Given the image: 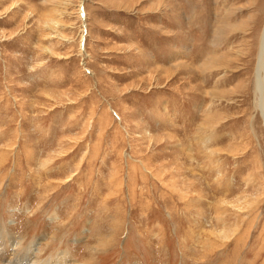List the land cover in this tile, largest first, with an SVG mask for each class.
I'll return each mask as SVG.
<instances>
[{
    "label": "rangeland",
    "instance_id": "rangeland-1",
    "mask_svg": "<svg viewBox=\"0 0 264 264\" xmlns=\"http://www.w3.org/2000/svg\"><path fill=\"white\" fill-rule=\"evenodd\" d=\"M263 27L264 0H0V248L264 264Z\"/></svg>",
    "mask_w": 264,
    "mask_h": 264
},
{
    "label": "bare ground",
    "instance_id": "bare-ground-1",
    "mask_svg": "<svg viewBox=\"0 0 264 264\" xmlns=\"http://www.w3.org/2000/svg\"><path fill=\"white\" fill-rule=\"evenodd\" d=\"M263 57H264V27L262 29V33L260 37L259 50H258L257 61H256V66H255V80H256L255 91H256L257 100H258L257 107H259L262 117L264 119V62H263ZM228 234L224 233L223 236H228ZM13 238L14 240L12 242L16 246V249L15 251L11 252L10 256H8V252H9L8 246L4 245V247L0 248V259L3 260V262H1L0 264H36V263H39L40 259L38 260L35 254L33 256L30 255L29 259H27L26 257V251L28 248H30V254L34 251L35 248H32L33 247L32 245L31 247L29 246L26 249L20 248L22 238L18 237L16 239V237L14 236ZM16 251H19L21 253L16 252ZM72 261L73 259H71L69 252L67 250H64V251H60L59 253H57L55 257L50 260L49 264H70ZM40 262L41 264H43L42 261ZM241 264H244V263H241Z\"/></svg>",
    "mask_w": 264,
    "mask_h": 264
}]
</instances>
